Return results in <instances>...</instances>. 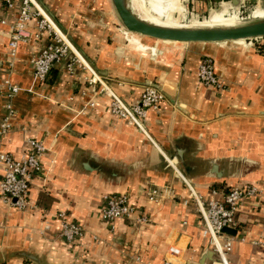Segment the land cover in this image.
<instances>
[{
  "label": "crops",
  "instance_id": "obj_1",
  "mask_svg": "<svg viewBox=\"0 0 264 264\" xmlns=\"http://www.w3.org/2000/svg\"><path fill=\"white\" fill-rule=\"evenodd\" d=\"M39 1L110 90L134 102L152 81L167 96L149 112L143 131L112 113V97L89 86L92 71L82 62L70 70L63 61L46 81L38 80L32 59L50 42L49 33L20 43L13 56L9 41L19 1L14 7L0 3V121L7 112L5 80L20 86L0 150L19 159L31 138L47 147L29 207L0 201V264H163L173 244L183 250V261L198 262L212 247L191 188L204 203L222 199L234 185L264 189V43H152L121 32L126 43L106 19L113 13L110 0ZM255 15L264 16V9ZM212 16L210 24L226 18ZM147 44H156L157 53ZM205 56L214 59L221 87L200 82ZM2 177L0 165V191ZM149 185L162 189L159 203L148 201ZM118 192L129 193L137 210L117 219L112 230L99 211L105 195ZM262 209L264 198L259 209L241 211L230 264H264ZM61 211L85 227L81 239L71 243L62 236ZM142 213L148 223L137 222ZM217 259L215 253L207 264Z\"/></svg>",
  "mask_w": 264,
  "mask_h": 264
},
{
  "label": "built area",
  "instance_id": "obj_2",
  "mask_svg": "<svg viewBox=\"0 0 264 264\" xmlns=\"http://www.w3.org/2000/svg\"><path fill=\"white\" fill-rule=\"evenodd\" d=\"M18 1L19 13L15 24L12 26L9 41L12 55H16L20 43L39 39L42 37L43 32H48L51 38L50 42L42 47L40 52L32 59L34 74L38 80L46 81L52 69L63 61H68L67 66L70 70L73 69L76 63L82 62L70 43L71 39L59 27L39 0ZM1 2L5 3L7 7H14L16 5V0H0ZM34 20L35 31H32L30 23ZM59 29L65 35H61ZM248 42L260 48L263 46L264 38H254L248 40ZM82 63L92 71V77L88 79L89 86L95 91L107 93L112 97V113L129 120L144 131L145 121L149 112L151 110H158L161 103L166 99V95L156 87L146 86L136 101L127 102L114 91L110 90L105 80L96 71L84 62ZM198 77L200 82L205 86H222L215 71L214 59L211 56L203 57L198 69ZM97 84H100V88H97ZM4 86L7 112L0 121V139L12 128L13 99L20 91V86L12 82L10 78L5 80ZM91 105H94V102ZM46 152L47 147L44 142L36 138H31L27 141L26 150L19 159L10 152L0 150V165L3 168L0 201L21 210L29 207V195L33 181L44 174L43 157ZM191 191L196 201L198 212L201 215L203 224L202 234L208 238L210 246L218 256V259L213 264H230L228 255L233 249V242L237 238V235L225 234L221 230L224 227H229L235 228L239 232L241 226L239 216L241 211L246 206L259 209L264 198V189L250 183L234 185L226 189L222 199H212L205 203L193 188H191ZM145 194L148 201L155 203H159L163 197L162 189L156 185H149ZM136 210L137 207L132 203L129 193H109L104 197L99 215L102 221L110 229L114 230L117 219L129 218ZM261 213L264 217L263 209ZM59 217L62 221L61 234L68 242L72 243L83 237L85 234V227L83 225L78 221L69 219L66 211H61ZM137 222L148 223L149 215L142 213L138 216ZM258 243L264 246V241H259ZM163 264H187L186 260L183 261V250L178 245H170L168 255L165 257Z\"/></svg>",
  "mask_w": 264,
  "mask_h": 264
},
{
  "label": "water",
  "instance_id": "obj_3",
  "mask_svg": "<svg viewBox=\"0 0 264 264\" xmlns=\"http://www.w3.org/2000/svg\"><path fill=\"white\" fill-rule=\"evenodd\" d=\"M112 8L126 31L138 33L153 40H167L177 43H220L231 41H248L254 38H264V16L233 24H191V25H163L153 23L142 18L134 9L132 0H110ZM223 4L232 8H240L242 0H222L217 10H221ZM123 32V33H124ZM127 41V40H126ZM146 86H153L166 92L159 83L148 81ZM167 96V95H166ZM222 233L237 235L235 228L224 227ZM214 250L206 251L196 263L187 261V264H207V260L214 258Z\"/></svg>",
  "mask_w": 264,
  "mask_h": 264
},
{
  "label": "rangeland",
  "instance_id": "obj_4",
  "mask_svg": "<svg viewBox=\"0 0 264 264\" xmlns=\"http://www.w3.org/2000/svg\"><path fill=\"white\" fill-rule=\"evenodd\" d=\"M153 1V0H150ZM202 3L198 6L197 0H171L172 8L170 4V0H167V4L163 3L159 4L158 2L156 5H150V2L145 0L146 4H143L144 6L150 5V10L152 15L155 17L156 20H153L152 18L148 17L146 13H144L145 9L141 11V14L144 16L145 19L153 21V22H162L167 25H170V23L181 25H191V24H205L212 21V15L217 17L221 15L222 17L226 18H232L233 16L236 18V21H247L249 19H252L253 17L259 18L260 16L255 15V12L259 10V8L264 9V3H255V2H247L245 5L242 4L240 8H232V7H225V9L222 11V13H217V9L219 6V2L222 0H211L209 3L208 0H199ZM136 2V1H135ZM148 2V3H147ZM137 4V3H136ZM165 4V5H164ZM139 8V7H138ZM113 9V8H112ZM235 9V10H234ZM213 12V13H212ZM225 15H222V14ZM51 15V14H50ZM108 17L106 19H111L113 25H115L116 29L119 31V38L120 40L126 42L123 35H121V32H124L126 29L123 27L122 23L118 19V17H115V12L113 10V13H110V15H107ZM174 16V17H173ZM262 17V16H261ZM53 18V17H52ZM230 18V19H231ZM227 19L228 22L223 21L221 24L230 23L232 20ZM174 20V21H173ZM235 21V22H236ZM69 37V36H68ZM144 37V36H142ZM147 38V37H144ZM148 41H152V43L158 42V40H153L147 38ZM128 43V42H126ZM161 43V42H160ZM167 43V42H165ZM156 44L149 45L147 44L146 47L150 53L156 54ZM153 55V54H152Z\"/></svg>",
  "mask_w": 264,
  "mask_h": 264
},
{
  "label": "bare ground",
  "instance_id": "obj_5",
  "mask_svg": "<svg viewBox=\"0 0 264 264\" xmlns=\"http://www.w3.org/2000/svg\"><path fill=\"white\" fill-rule=\"evenodd\" d=\"M136 1V2H135ZM153 2V4H155L156 5V3L158 2L159 4H162L163 5V3H165V2H167V0H154V1H152ZM137 3V4H136ZM148 3V2H147ZM132 4H133V7H134V9L136 10V12L142 17V18H144V16L141 14V12L139 11V8L138 7H140V0H132ZM146 4V3H145ZM170 4H171V8H172V3H171V0H170ZM228 5L227 4H223V7H222V9L221 10H217V13H222V11L225 9V7H227ZM144 8V7H143ZM146 10L144 11V13H146V15L148 16V17H150V18H152L153 20H156L155 19V17L152 15V13H151V11L149 10V8L146 6V8H145ZM173 9V8H172ZM144 10V9H143ZM213 13V12H212ZM223 15H225L224 13H223ZM263 17V16H262ZM145 19V18H144ZM227 19H230V18H225L223 21H225V22H228L227 21ZM147 20V19H146ZM148 21H150V20H148ZM223 21H221V22H223ZM236 19H233L232 20V22H230V23H225V24H233V23H236V22H238V21H236ZM151 22H153V21H151ZM153 23H155V22H153ZM156 23H158V24H163V25H167V24H165V23H162V22H159V21H157ZM205 24H209V25H216V24H210V23H205ZM221 24V23H220ZM224 24V23H223ZM170 25H177V24H173V23H170ZM180 25V24H179ZM197 25H199V24H197ZM58 28V27H57ZM59 31H60V34L62 35H65V33L64 32H62L60 29H59ZM128 32H130V31H128ZM131 33H133V34H137V35H141V34H138V33H134V32H131ZM141 36H144V35H141ZM144 37H146V36H144ZM68 38V37H67ZM125 38V37H124ZM126 40V39H125ZM158 40H160V41H167V40H161V39H158ZM70 41V40H69ZM168 42H173V41H168ZM70 43H71V45L73 46V48L75 49V51L78 53V55H79V57L81 58V61L82 62H84L87 66L89 65V63L87 62V60L83 57V55L76 49V47L73 45V43L70 41Z\"/></svg>",
  "mask_w": 264,
  "mask_h": 264
}]
</instances>
